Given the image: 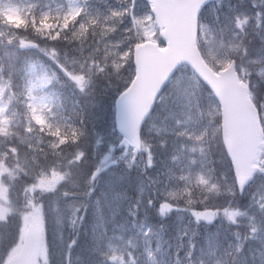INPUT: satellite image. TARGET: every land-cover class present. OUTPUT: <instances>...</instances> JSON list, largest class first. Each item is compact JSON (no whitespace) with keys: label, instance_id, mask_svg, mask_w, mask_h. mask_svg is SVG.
Here are the masks:
<instances>
[{"label":"rangeland","instance_id":"rangeland-1","mask_svg":"<svg viewBox=\"0 0 264 264\" xmlns=\"http://www.w3.org/2000/svg\"><path fill=\"white\" fill-rule=\"evenodd\" d=\"M72 8L77 9L74 14H70ZM119 15L122 17L118 18ZM32 17L50 19L54 26L59 23L63 33L70 28L74 31L70 36L64 35L69 40L61 47L37 50L33 40L20 38L14 26L23 27ZM262 17L264 0H220L199 18L198 33L205 39L221 29L241 35L246 33L245 41L253 53L257 45L262 44L261 49H264V41L252 40L253 34L247 33L246 24L253 19L251 25L254 24L256 29ZM259 32L264 36L263 29ZM128 39L134 44L160 43L159 28L143 0H0V62L18 69L23 76L20 94L10 91L11 83L6 84L0 79V128L5 129L0 131V146L19 140L29 142L35 152L37 147L43 150L51 147L59 152V145H65L64 152L67 151V145L72 142L69 135L73 131L68 119L69 110H73L70 96L62 92L60 85L53 83L56 78L49 67L56 60L67 76L82 77L80 81L74 79L79 91L88 94L89 89L94 93L100 89L94 83L92 68L102 70L104 65L99 63L100 59L117 54L123 41ZM207 51L211 57L220 55L213 47ZM129 55L132 56V50L125 52L122 59ZM88 56L92 59L88 62L87 72H69L57 59L62 57L83 64L82 57ZM111 99L105 96L101 103H109ZM175 103L169 106L174 118L168 120L170 127L166 134L172 136L163 141L168 150H161L166 153L162 161L148 154L147 158L138 157L133 150L119 147L122 137L116 131L106 140L111 142L107 147L103 143L92 146L93 149L98 146L99 152L89 153L94 159L91 174L97 170L98 175L89 180L91 187L83 208L81 201L69 200L70 196L84 194L72 190L80 183L79 175L75 176V185L62 186L61 171L41 170L29 189L27 207L30 210L23 212L19 241L10 254L20 248L29 224L45 226L46 214L42 206L47 204L46 208L58 213L61 239H68L75 229L78 232L75 247L88 261L95 259L89 249L96 244L110 256L108 264H159L164 259L162 251L182 253L191 240L203 249L208 264H264V198L252 195L264 185V173L259 171L245 193L238 194L231 168L225 162L223 167L228 168V179L224 180L220 176L222 169L214 165L208 155V144L204 139L209 133L215 139V134L218 136L220 132V124L212 119L220 114L215 99L210 107H201L200 101L190 97ZM21 104L29 110V119H24L23 124ZM34 109L43 116V124L33 118ZM32 121L39 126L38 133L33 129ZM262 121L264 125V116ZM49 137L58 139L59 144L54 139H47ZM257 165L259 169L264 165V149ZM113 167L115 174L109 171ZM151 170L156 173L153 175ZM54 173L60 178H55ZM16 177L15 165L5 152H0V218L17 211L15 196L20 181L15 182ZM131 179H136L135 184L140 187L130 188L127 195L120 184ZM194 190L198 203L190 207L187 200L191 199ZM33 206L40 211L30 215ZM73 208L76 216L71 218ZM57 252L62 258L64 248L54 243V259ZM71 257L70 253L68 258ZM40 260L47 261V238Z\"/></svg>","mask_w":264,"mask_h":264},{"label":"clouds","instance_id":"clouds-1","mask_svg":"<svg viewBox=\"0 0 264 264\" xmlns=\"http://www.w3.org/2000/svg\"><path fill=\"white\" fill-rule=\"evenodd\" d=\"M78 24V22H77ZM74 28H70L64 32V35L70 36ZM246 33L241 36L239 32L229 33L224 29L213 31L208 39L197 35V49L200 52L201 59L209 64L214 70L220 71L225 65L231 64L230 72L236 74L237 79L245 86L250 98L251 104L256 108L257 112L264 116V49H261L257 55L249 50L248 45L244 42ZM53 46L58 40V35L54 29L51 36ZM134 41L131 39L124 40L118 53L110 55L107 59L101 58L99 63L104 65L100 70L98 67L92 68L94 83L102 91L110 93L113 98L118 97L130 83L132 76L135 74L134 61L131 55L123 58L125 52H130L133 49ZM213 47L219 50L218 57L208 55V48ZM65 70L69 72H79L81 70L88 71V62L92 57H82L84 63H74L66 61L62 57H57ZM55 67V65H53ZM57 75L62 80H67L64 72L56 68ZM0 79L4 82L11 83L10 91L22 92L23 76L18 69L9 67L6 63L0 62ZM206 82L198 74L180 76L173 73L160 83L156 95L153 97V103L149 106V110L145 113L144 122L147 123L152 115L153 109L158 103H161L164 98H168L172 102L183 101L187 98H192L201 102V107H210L214 103L213 94L205 91ZM24 119H29V110L21 104V123ZM32 127L35 132H39V126L32 121ZM54 139L59 144L58 139ZM208 144V155L212 157V163L224 165L225 162L217 157V152L221 148L222 141L212 139L211 134L204 138ZM65 145H59V152H64ZM0 152H5L10 161L17 169V176L20 181L19 189L16 193V208L17 211L0 218V264H8V257L19 241V232L23 224V212L30 210L27 207L30 196L28 194L31 186L36 182V177L41 170L51 172L53 169L64 172L65 168L72 170L71 175L66 177L65 183L69 184L72 176L79 175L80 183L72 188L73 191L84 193L80 196H70L69 200L76 199L81 201V207H85V201L88 199L89 189L91 185L89 180L91 172L80 171V165L83 159L75 162L77 152L73 151L65 153L64 157H60L59 153L51 147H46L41 153H36L31 144L27 141L19 140L0 146ZM264 173V165L259 169ZM220 176L228 179V168L222 167ZM231 191V189H230ZM253 196L259 195L264 198V185H262ZM195 190L191 193V199L187 200L190 207L197 206L195 200ZM76 216V211L71 210V218ZM47 221V261H42L41 264H108L110 256L106 255L104 250H101L98 245L93 244L89 249L90 255L95 256L92 261L86 260L75 247L77 243L78 232L73 229L68 239H61L59 233L61 224L58 221V213L54 210L46 211ZM75 224V219H72ZM58 243L63 246L64 253L61 258L57 252L56 258H53V246ZM72 254L69 259V254ZM162 259L159 264H208L204 258L205 253L202 248H198L191 240L182 250L162 251Z\"/></svg>","mask_w":264,"mask_h":264},{"label":"water","instance_id":"water-1","mask_svg":"<svg viewBox=\"0 0 264 264\" xmlns=\"http://www.w3.org/2000/svg\"><path fill=\"white\" fill-rule=\"evenodd\" d=\"M147 1L167 44L164 49L154 42L134 47L135 77L115 102L116 130L123 136L122 144L138 150L144 116L160 83L178 66L188 64L206 81L220 103L223 140L242 192L254 176V162L264 146L263 132L245 86L230 72L231 64L216 74L201 59L196 46V20L209 0ZM41 246L39 224H29L19 253L10 258L11 264H38Z\"/></svg>","mask_w":264,"mask_h":264},{"label":"trees","instance_id":"trees-1","mask_svg":"<svg viewBox=\"0 0 264 264\" xmlns=\"http://www.w3.org/2000/svg\"><path fill=\"white\" fill-rule=\"evenodd\" d=\"M251 21L254 20L252 19L249 21L248 24H246L248 30L247 33L253 34L252 40L257 41L258 39H263L264 38L263 34L258 33V27H256L257 29L256 30L254 27L255 25L254 24L251 25ZM261 21L263 22V19H261ZM14 26L17 34H24V36L30 37L31 39H33V42L36 44V46H39L40 48L56 49L61 47L60 45L65 44L66 41L69 40L64 36V33L62 32V28H60L57 24L54 26L50 20L41 21L38 19H31L30 24H26L24 27H20L18 25H14ZM54 29L56 30L58 35V40L55 43V46H53V42L50 39V36ZM244 42L246 44L248 43V41H244ZM261 45L259 46L257 45V47H254V49L252 50L253 53L256 50L261 49ZM53 65H55V67H53ZM51 66L52 67H50L51 70L50 73L56 78L55 83L58 82V84H60L63 89L62 92H65V80H62L57 75L56 68H59L61 71L63 70L60 67L56 66V64L53 62ZM176 75L194 76V74L187 67H181L179 71L176 73ZM65 76L67 77L66 74ZM205 91L210 92L209 88L206 85H205ZM70 96H71L70 106H72L71 110L74 111L73 112L69 110L70 118L68 117L73 127V131L69 135L70 141L72 142L71 144L67 145L68 147L67 151H65L64 153L62 152H58V153L60 156L64 157L65 153H70L73 151L77 152L75 161L73 163L79 162L81 161V159H83V163L80 165V171L92 172L94 167V162H93L94 159H91L89 157V153L91 151H94L95 153L99 152V149H97L98 146L95 149H93L92 146L94 144L98 145V143H103L107 147L108 145H110L111 142L106 140H109L111 135L115 134L114 106H113L115 98H113L110 93H106L101 89L99 91L95 90L94 93L91 90H88V96L86 94H81L79 95L78 98L74 94H71ZM105 96L107 97L110 96V98L112 97V99L109 103L103 104L101 102H103V98ZM174 104L176 103L170 101L168 98H164L161 103H158L156 105V107L153 110L155 113H153L149 117L148 122L145 124L143 135L141 137L142 143H141V152H140L145 158H147L149 155L150 157L157 158L161 161L163 160V157L166 153L161 152V150L163 149L166 151L168 150L167 148H165L166 144H164L163 141H165V138L168 139L172 136L171 134H166L167 133L166 130L168 129V127H170V123L168 120L174 118L173 115L174 113L171 111L169 106ZM189 115L193 117V114L190 113ZM156 128L158 129L157 131L155 130ZM78 134H80L82 137H80ZM36 150H37L36 153H41L44 151L40 147H37ZM116 151L117 149H115V153ZM217 157L219 159H222L228 165L226 155L224 156L221 148L217 152ZM159 160L157 161L159 162ZM216 165H218V167L221 169L223 167L220 164H216ZM114 168L115 167L109 170L112 172V174H115ZM71 172L72 170L68 168L64 169L62 175L63 180L62 183H60V185L66 186L65 183L66 177L71 175ZM151 173L154 175L156 171L151 170ZM75 176H72L70 183L68 185H75V183L77 182ZM135 181L136 179H131L129 180V182L124 181V183L120 184L122 187V192L125 191V193L128 195V191L130 188H135L134 186H138L137 183L135 184ZM15 182L19 183L18 176L16 177ZM94 198L96 200L99 199L98 196H94ZM46 206L48 205L43 204L42 206L45 210V214L46 211L50 209V207L46 208ZM44 223H45L46 236H47L46 215H44Z\"/></svg>","mask_w":264,"mask_h":264},{"label":"snow or ice","instance_id":"snow-or-ice-1","mask_svg":"<svg viewBox=\"0 0 264 264\" xmlns=\"http://www.w3.org/2000/svg\"><path fill=\"white\" fill-rule=\"evenodd\" d=\"M75 11H77V9H75V8L70 9V14H74ZM82 27H83V26H82ZM74 79L80 81V80H82V77H74ZM30 93H31V90H30ZM33 118L36 120L37 123H40V124H43V123H44V118H43V116L37 114V113L35 112V109L33 110ZM4 130H5V129L0 128V131H4ZM53 175H54V177L57 178V179L60 178V175H59L58 173H54ZM44 182H45V181L42 179V181H41L42 185L44 184ZM48 186L51 187L52 185L49 184ZM39 211H40L39 208H36L35 206H33V212L30 213V215H35V214L39 213ZM24 219H25V221H27L28 217L26 216ZM8 264H11L10 257H8Z\"/></svg>","mask_w":264,"mask_h":264}]
</instances>
